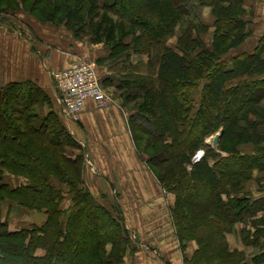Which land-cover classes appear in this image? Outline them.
I'll use <instances>...</instances> for the list:
<instances>
[{"label": "trees", "instance_id": "obj_1", "mask_svg": "<svg viewBox=\"0 0 264 264\" xmlns=\"http://www.w3.org/2000/svg\"><path fill=\"white\" fill-rule=\"evenodd\" d=\"M28 2L50 22L67 19L78 34L92 24L93 42L110 48L103 63L122 64L119 79L110 80L131 111L140 153L175 195L179 236L184 246L195 245L184 264H264V196L242 186L255 170L264 172V78H257L264 73V35L252 51L223 58L253 32L244 0H0V6L27 9ZM176 32L180 50L168 44ZM143 55L148 61L137 62ZM46 105L50 111L41 114ZM51 105L50 93L32 81L0 84V264H122L136 244L121 204L86 186L84 151ZM218 132L220 151L207 142ZM250 143L258 155L240 151ZM200 149L205 155L189 171ZM20 206L46 219L12 228ZM238 230L243 249L228 239ZM249 247L258 250L251 258Z\"/></svg>", "mask_w": 264, "mask_h": 264}, {"label": "crops", "instance_id": "obj_2", "mask_svg": "<svg viewBox=\"0 0 264 264\" xmlns=\"http://www.w3.org/2000/svg\"><path fill=\"white\" fill-rule=\"evenodd\" d=\"M244 2L247 13L243 17L251 22L253 32L241 46L223 56L228 60L252 51L264 35V0ZM204 17L208 25L214 24L210 8L205 9ZM45 43L20 31L0 29V84L32 81L50 93L52 105L60 113L52 73L72 67L77 56ZM116 77L113 69L104 73L103 88L110 93L106 92L109 104L99 106L89 99L79 120L62 117L84 151L85 184L96 196L106 194L121 204L126 225L137 242L134 252H128L122 264H184L185 256L195 250V245L192 242L183 245L172 214L175 195L162 187L141 155L130 122L131 111L120 101L117 88L110 80ZM257 78H264V73ZM49 111V105L40 110L44 115ZM213 139L207 142L220 151V141L216 145ZM239 149L247 154L260 153L253 143L241 145ZM220 153L223 157L230 155ZM210 164L212 166L214 161ZM242 186L246 194L263 197L264 172L255 170L253 178ZM237 233L228 235L229 242L232 247L243 249L245 245L238 236L239 230ZM249 248L257 251V248Z\"/></svg>", "mask_w": 264, "mask_h": 264}, {"label": "rangeland", "instance_id": "obj_3", "mask_svg": "<svg viewBox=\"0 0 264 264\" xmlns=\"http://www.w3.org/2000/svg\"><path fill=\"white\" fill-rule=\"evenodd\" d=\"M6 3L7 5H9V2H5L4 4ZM31 3L32 2H28L27 9L23 8L22 3H20L17 7L16 6H9V7L0 6V29L4 28L6 30L7 29L16 30L22 33L29 34L39 43L47 42V45L49 46H54L55 48L63 50L64 52L74 54L75 56H77L75 63L78 61L79 58H82L84 56H89L91 57V59H94L96 61L97 59H100L101 65H102V67L101 68L99 67L98 69V74L100 75V78L101 77L104 78V73L106 72L107 69L108 70L113 69L116 73L117 68L119 70L122 67V64H118V62L116 61L112 62L111 60L110 61L105 60V62L103 63V60L101 59H103L102 57H104V55L109 54L110 48L108 47L107 44H105V42H95V43L93 42L94 38L92 37L93 34L91 33L92 24L89 25L87 28H84V30L80 32V34H78L77 29L75 28L73 30L70 29V26L72 25V23L68 24L67 19L62 24H56V23L50 22L43 17V14L41 12H38V9H39L38 7H40V5H36V7L31 8V5H32ZM243 11H244L243 14L245 15L247 13L245 7L243 8ZM214 30H215V27L213 26L210 27L209 33ZM209 33L203 36L206 42H208L209 38L212 36V34L209 35ZM180 35H181L180 32H176V34L168 42L169 45L176 47L179 50L180 48L178 47L179 44H177V38ZM143 58H146V55L140 56V59H138L137 62L139 61L147 62L148 61V59H143ZM118 66H121V67H118ZM108 94L110 95V93ZM120 101L122 102V100ZM219 133L221 132H218L214 134L213 136L209 137L208 140L215 138L216 135H219ZM212 142L214 141L212 140ZM191 164L192 163L190 162L187 165V169L189 171H192L193 169L192 168L190 170L188 168V166H190ZM20 208L21 209L16 210L18 211L16 213V217L13 220L11 219L10 224L12 228L27 227L28 225L32 224V222L35 221L33 220L35 218L39 219V220H36L35 222L38 224H41L44 221L42 218L46 217V215L43 212H36V211L31 212L27 208H23V206H20ZM239 228H241V225H239ZM132 237H133L134 242L137 243L135 239V235H132ZM246 251L248 252L250 258L256 253H258V250L254 252L255 250H252L251 248H248Z\"/></svg>", "mask_w": 264, "mask_h": 264}, {"label": "built area", "instance_id": "obj_4", "mask_svg": "<svg viewBox=\"0 0 264 264\" xmlns=\"http://www.w3.org/2000/svg\"><path fill=\"white\" fill-rule=\"evenodd\" d=\"M52 77L60 99V112L67 119L79 120L89 99L99 106L110 103V98L100 81L97 61L89 56L79 58L68 69L54 71ZM204 154L205 150H198L188 168L191 170L194 164L202 160Z\"/></svg>", "mask_w": 264, "mask_h": 264}, {"label": "water", "instance_id": "obj_5", "mask_svg": "<svg viewBox=\"0 0 264 264\" xmlns=\"http://www.w3.org/2000/svg\"><path fill=\"white\" fill-rule=\"evenodd\" d=\"M220 137H221V133H219V135H216V137L213 139V141H214V144H218L219 143V141H220Z\"/></svg>", "mask_w": 264, "mask_h": 264}]
</instances>
